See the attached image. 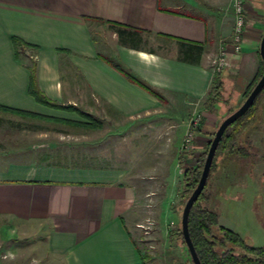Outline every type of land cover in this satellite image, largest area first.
Returning a JSON list of instances; mask_svg holds the SVG:
<instances>
[{
    "label": "crops",
    "instance_id": "obj_1",
    "mask_svg": "<svg viewBox=\"0 0 264 264\" xmlns=\"http://www.w3.org/2000/svg\"><path fill=\"white\" fill-rule=\"evenodd\" d=\"M229 1L0 0V105L88 123L78 112L43 105L30 94L29 65L35 62L38 86L54 101L80 106L102 121L98 114L120 117L126 126L164 119L171 104L188 108L206 98L214 74L210 60L222 54L228 62L221 69L224 81L240 97L262 63L264 1L244 0L240 41ZM16 39L23 43L16 46ZM112 48L124 69L157 95L122 73L104 54ZM187 129L188 122L178 126V155ZM208 129L197 133L199 143H206ZM58 172L32 165L0 170V220L44 229L39 243L46 264H147L136 228L139 187L124 170L78 166Z\"/></svg>",
    "mask_w": 264,
    "mask_h": 264
},
{
    "label": "rangeland",
    "instance_id": "obj_2",
    "mask_svg": "<svg viewBox=\"0 0 264 264\" xmlns=\"http://www.w3.org/2000/svg\"><path fill=\"white\" fill-rule=\"evenodd\" d=\"M104 54L124 69L117 50L112 48ZM215 60H210L214 72L221 71L215 67ZM229 87L225 85L223 99L215 107H206V98L193 100L188 108L171 104L162 115L164 119H136L128 126L111 114H98L104 122L96 127L0 108V140L4 142L0 146V170L32 165L66 172L78 166H118L139 187L140 221L136 228L147 264H194L178 234L189 195L178 192L183 168L177 160L176 135L181 122L192 126L193 140L185 147L187 129L181 148L189 151L188 165L196 163L208 151V142L220 123L245 101L244 94L235 97ZM203 126L210 131L204 144L196 136ZM235 141L241 151L219 150L201 205L216 211L219 223L238 232L246 243L264 247V91L252 112L243 118ZM33 144L37 145L29 146ZM35 228L0 220V264L47 263L44 246L39 243L45 231Z\"/></svg>",
    "mask_w": 264,
    "mask_h": 264
},
{
    "label": "trees",
    "instance_id": "obj_3",
    "mask_svg": "<svg viewBox=\"0 0 264 264\" xmlns=\"http://www.w3.org/2000/svg\"><path fill=\"white\" fill-rule=\"evenodd\" d=\"M15 43L17 46L22 44L23 42L16 39ZM29 68L31 70L29 92L32 96H34V98L39 103L57 109H64V110L78 112L80 115H82L87 120H89L88 123H86V125L96 126V127L97 126L100 127L103 125L102 120L97 119L95 116H93L88 112L80 110L79 108L76 107V105L60 104L54 101L53 99L49 98L38 86L37 68L35 62L29 65ZM119 68L122 71V73L125 74L128 78H130L131 80L137 82L139 85L146 88L153 95H157V93L149 85H147L142 80L137 78L133 73L128 72L127 70H124L121 67ZM263 72H264V61L262 60L260 69L256 77L253 79V81L250 83V85L246 88L244 92V96H245L244 100L249 96L254 86L261 78ZM224 87H225V81H224L223 71L222 70L215 71L213 74L211 87L206 95V100H205L206 107L208 108L215 107L217 103L223 99ZM263 91L264 88L260 92V94ZM259 95L255 99L251 107L247 110V112L244 115H242L240 118H238L235 122H233L231 125H229L225 130L218 144L204 190L206 189L208 182L212 177L214 167L216 166V157L217 154L219 153V150L222 148H227L228 150L234 151L236 153L241 151L240 149L237 148V144L235 141L237 133L239 132V126L241 128L243 118H245L248 114H250V112H252ZM0 108L10 111H15L18 113H29L23 110L4 107L1 105ZM230 129L233 130L232 133H231L232 130L230 131ZM212 139L209 140L208 142V148L211 145ZM188 152L189 151L182 150L178 158L179 164L183 168L182 178L178 185V192L179 191L183 192L182 195L184 196L188 194L190 197V195L192 194L193 190L196 188L200 180L204 162L206 159V154L208 151L204 152L202 157L199 158L196 163L193 164L191 163L189 165L186 159L187 157L186 153ZM182 186H184L183 190H181ZM204 190L199 196V198L196 200L194 205L192 206L189 215V232L201 263L202 264H264V247L262 246L256 247L246 243L238 232L226 226H223L219 223V214L216 211L211 210L204 205H201V199L203 198ZM178 234L181 238H183V242L186 244L182 232V227L179 229Z\"/></svg>",
    "mask_w": 264,
    "mask_h": 264
},
{
    "label": "water",
    "instance_id": "obj_4",
    "mask_svg": "<svg viewBox=\"0 0 264 264\" xmlns=\"http://www.w3.org/2000/svg\"><path fill=\"white\" fill-rule=\"evenodd\" d=\"M260 54H261L262 60L264 61V35H263L262 40H261ZM263 88H264V72H263L261 78L259 79V81L257 82V84L254 86V88L251 91V93L249 94V96L243 102V104L237 110H235L233 113L228 115L220 123V125H219L213 139H212L209 150L207 152V156L205 159V163L203 166V170L201 173L200 180H199L196 188L193 190L192 194L190 195V197L188 198V200L185 203L183 213H182V219H181L182 232H183L184 239L186 241L187 247L189 249V252H190V255H191V258H192L194 264H202V263L198 257V254L196 252L195 246L193 244V241L191 239L190 232H189V215H190L191 208L205 188V185H206V182H207L210 170H211L212 162H213L218 144H219L225 130L227 129V127L229 125H231L233 122H235L238 118H240L242 115H244L247 112V110L251 107V105L253 104V102L255 101L257 96L260 94V92L263 90Z\"/></svg>",
    "mask_w": 264,
    "mask_h": 264
},
{
    "label": "built area",
    "instance_id": "obj_5",
    "mask_svg": "<svg viewBox=\"0 0 264 264\" xmlns=\"http://www.w3.org/2000/svg\"><path fill=\"white\" fill-rule=\"evenodd\" d=\"M233 6H234V12H235V27H234V35L235 40L240 41L245 33L246 30V24H247V16H246V9L244 7V0H233ZM215 67H217L218 70L223 69L227 64V58L224 54L220 55L218 58H216ZM195 126V123H194ZM191 127L189 125V130L186 132V142L185 147H189L191 144V141L193 140L194 132L191 131Z\"/></svg>",
    "mask_w": 264,
    "mask_h": 264
}]
</instances>
